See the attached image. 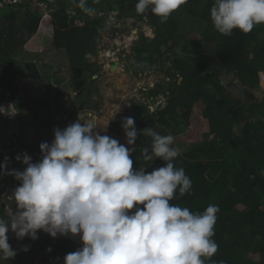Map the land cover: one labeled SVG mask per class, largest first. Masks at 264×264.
<instances>
[{
  "label": "trees",
  "instance_id": "obj_1",
  "mask_svg": "<svg viewBox=\"0 0 264 264\" xmlns=\"http://www.w3.org/2000/svg\"><path fill=\"white\" fill-rule=\"evenodd\" d=\"M39 1L48 5V14L25 4L20 27H17L19 10H12L0 19L3 22L0 27V93L3 97L10 93V100L16 103L25 100L18 85L22 73L17 55L22 49L42 52L52 46L66 50L72 69L84 76V81L93 82L101 67L90 55L95 53L104 34L106 15L119 10L135 11L137 2L87 0L86 6L96 10L90 15L78 7L79 0H76V13L70 18L68 11L53 6L50 0ZM213 3L214 0H188L180 7L204 24L201 37L189 40L181 56L177 54L180 30L174 12L161 23V18L150 8L146 11L147 28H152L155 36L147 37L142 31L138 34L133 49L139 69L135 67L133 71L138 74L139 70H155V55H158L177 65V73L183 79L171 82L164 108L151 113L147 105L132 100L124 112L115 116L111 130L119 136L125 134L122 119L135 118L141 132L132 146L135 149L131 155L133 167H145L151 172L165 166L166 162L161 164L154 156L151 160L144 158L143 149H150L152 142L144 140L143 128L164 127L167 130L185 125L186 137L193 143L172 163L176 168L185 169L192 188L183 197L177 190V198L171 203L201 213L210 204L219 206L212 237L218 244V251L205 264H213V261L217 264L221 261L223 264H264V93L259 92L264 73V24L254 26L249 33L234 29L231 35H222L215 30L210 18ZM102 12L105 14L100 15ZM20 31L27 35L17 36ZM44 39L47 43H43ZM204 42L215 44L214 57L204 53ZM27 65L32 77H36L39 73L36 62ZM232 73L238 76L239 82L225 84L222 74ZM159 87L150 93L158 94L166 88L162 84ZM7 120L20 135L14 117L8 116ZM40 144L23 147L34 162L41 158ZM4 161L5 151L0 148V163ZM7 167L8 172L20 170L16 165L8 164ZM10 176L0 170V185L12 180ZM4 190V187L0 189V216L8 218L9 209H15L16 205L14 200L2 196ZM8 235L17 256L0 264H64L66 254L82 247L79 236L71 234L53 238L41 230L35 240L29 237L19 240L11 230ZM25 245L29 246L27 252L23 250ZM49 247L51 252L47 251Z\"/></svg>",
  "mask_w": 264,
  "mask_h": 264
},
{
  "label": "clouds",
  "instance_id": "obj_2",
  "mask_svg": "<svg viewBox=\"0 0 264 264\" xmlns=\"http://www.w3.org/2000/svg\"><path fill=\"white\" fill-rule=\"evenodd\" d=\"M186 3L137 0L135 11L143 14L150 8L163 23ZM86 5L87 0H79V8L94 14L96 10ZM210 18L222 35L234 29L249 33L264 24V0H214ZM12 106H0V113L14 117ZM121 127L126 144L101 135L94 120L82 122L79 117L63 129L55 128L51 143L40 144L39 160L34 162L26 152L17 155L24 170L8 172L10 158L5 157L0 170L20 183L11 195L16 210L8 218L0 216V262L17 256L9 243L10 230L19 240L38 239L41 230L53 238L79 236L82 247L66 254L64 264H205L217 253L212 237L219 206L210 204L201 213L171 203L177 190L183 197L192 188L185 169L172 163L180 154L172 146L175 138L143 128L144 136L153 137L151 148L143 149L144 158L167 163L151 172L134 169L135 149L130 146L141 131L131 116L122 119ZM23 250L29 251V246Z\"/></svg>",
  "mask_w": 264,
  "mask_h": 264
},
{
  "label": "rangeland",
  "instance_id": "obj_3",
  "mask_svg": "<svg viewBox=\"0 0 264 264\" xmlns=\"http://www.w3.org/2000/svg\"><path fill=\"white\" fill-rule=\"evenodd\" d=\"M24 2L29 5L32 4L31 6L35 9L40 8L42 4L39 0H26ZM26 7L11 3L9 7L0 8V19L12 10H19L17 27H20L24 20ZM174 14L180 30L176 43L177 54L181 56L184 54L183 48L189 40L201 37L204 24L181 8L176 10ZM116 21L118 22L117 19ZM5 23L7 24V22ZM2 25L3 22L0 21V27ZM16 35L23 36L27 33L20 31ZM43 43H47V41L44 39ZM135 44L136 42H134ZM203 51L205 54L214 57L215 44L204 42ZM197 55V53L193 54L195 57ZM17 58L20 60L19 65L22 73L18 85L23 91L25 100L18 103L14 102V109H12L17 111L14 121L20 125V139L25 144L23 147L45 141L51 143L54 139L55 128L63 129L79 117L82 118V122L94 120L101 135H108L116 138L120 143L126 144L125 134L120 136L114 134L111 127L115 116L130 106L135 95L132 93L140 85L136 80L139 77H136L133 71L135 67L139 69L134 58L129 63L126 72L111 70L114 72L112 73L102 69L99 77L93 82L88 79L84 81V76L72 69L66 50H58L52 46L42 52L25 48L19 52ZM91 60L93 61L94 58ZM31 61L37 64L39 73L36 77H32L28 69L27 64ZM108 63L106 60L105 64L108 65ZM222 77L225 84L239 82L238 76L233 73L222 74ZM151 78L154 79V76ZM259 92L264 93V73L261 74ZM186 130L185 125L175 129L164 130V127L154 129L160 135H172L175 138L172 146L178 148L180 154H184L193 143L187 139ZM144 140L153 142V137L145 136ZM157 161L161 164L165 162L159 158ZM2 187L3 185H0V189ZM4 188L9 192L8 188ZM9 213L12 214L13 211ZM15 241L17 242V239Z\"/></svg>",
  "mask_w": 264,
  "mask_h": 264
},
{
  "label": "built area",
  "instance_id": "obj_4",
  "mask_svg": "<svg viewBox=\"0 0 264 264\" xmlns=\"http://www.w3.org/2000/svg\"><path fill=\"white\" fill-rule=\"evenodd\" d=\"M18 1L19 0H11L10 3H18ZM41 7L39 8L40 11L43 10V12H46V10H48V5L45 3H42ZM70 18H72V15H70ZM107 26H109L108 29H106ZM107 26L105 27L102 38L99 39L95 53L91 54L90 58H94L93 62L101 67V71L103 69L112 72L115 70L112 69V66L118 63L116 70L120 69L119 72H126L129 63L133 61L131 57L134 55V42L139 38V32H137L138 28H123L120 27L121 25L117 26L116 18L114 17L111 18ZM134 29H136V32ZM106 60L109 62L108 65L105 64ZM151 76H154V79H152ZM98 77V74L94 75V78ZM136 77H139L136 78V80H138V84L140 85L138 89L132 93L135 94L132 100L144 103L147 105L149 111L154 113L167 105L170 95L168 87L171 85L172 81L179 79L181 76L177 72H168L167 70L160 72L155 69L139 70ZM159 84H162L166 88L161 89L158 94H151L150 92L152 89H160ZM137 97H139V99H137ZM13 104L14 102L10 100V93H7L5 97L0 93V106L8 107ZM12 108L14 109V105ZM7 118L8 116L0 113V148L5 151V157L10 158L8 164L16 165L22 171L26 166L22 162H16L17 160L15 158L17 155L23 156L25 149L22 146L23 142L20 139V135L15 133L14 128L9 124ZM10 177H12V180L5 181L2 184L3 187L8 188L9 192H7V189L4 190L2 196L12 200V192L20 182L16 180L13 175ZM15 210L16 208H11L9 212H14Z\"/></svg>",
  "mask_w": 264,
  "mask_h": 264
},
{
  "label": "water",
  "instance_id": "obj_5",
  "mask_svg": "<svg viewBox=\"0 0 264 264\" xmlns=\"http://www.w3.org/2000/svg\"><path fill=\"white\" fill-rule=\"evenodd\" d=\"M11 1V0H10ZM53 3L55 0H51ZM19 2H22V0H20ZM71 4H72V1L71 0H61L60 4H59V7L62 11H69V8L68 7H71ZM1 5V4H0ZM42 14H44V12H41ZM132 15H134L135 13L134 12H131ZM144 16V21L143 23L146 24L148 23V18L147 16L145 15V13L142 14ZM109 16V15H108ZM152 34H146L147 36H150L152 38H154V30L151 29L150 30ZM155 58H156V69L157 70H161L163 68H167L169 71L171 72H175L177 71V65H175L173 62L169 61V60H166L165 58H163V56H158V55H155ZM117 64L113 65L112 66V69H117ZM183 77L180 78V81H182ZM179 81V82H180Z\"/></svg>",
  "mask_w": 264,
  "mask_h": 264
},
{
  "label": "flooded vegetation",
  "instance_id": "obj_6",
  "mask_svg": "<svg viewBox=\"0 0 264 264\" xmlns=\"http://www.w3.org/2000/svg\"><path fill=\"white\" fill-rule=\"evenodd\" d=\"M6 6L9 7V4L3 3L2 5H0V8H4ZM131 12H134V11H128L127 12V11H121V10H119V14L116 15V17H117L120 25L123 28H130V27L138 28L139 29V33L142 31V32H144L147 35L148 34H152V33H150L151 32L150 30L152 28H147V25L146 24L145 25L144 24H141V20H139L138 18H135V16L132 15ZM107 15H109V14H107ZM132 20H134V21H132ZM133 58L135 59V56L134 55H132L131 59L133 60ZM135 61H136V59H135ZM158 71L163 72V71H166V70L165 69H161V70H158ZM101 72L102 71L100 70V73ZM100 73H96V74H98V76H99Z\"/></svg>",
  "mask_w": 264,
  "mask_h": 264
},
{
  "label": "crops",
  "instance_id": "obj_7",
  "mask_svg": "<svg viewBox=\"0 0 264 264\" xmlns=\"http://www.w3.org/2000/svg\"><path fill=\"white\" fill-rule=\"evenodd\" d=\"M24 1H26V0H22V2H19L18 1V3L19 4H17V6H19L20 4H22ZM51 1V0H50ZM72 1V4H71V7H68L69 8V11H68V13L70 14V15H74V10H75V6H76V0H71ZM11 1H9V0H7V1H4V0H0V4L2 5L3 3H6V4H11L10 3ZM52 2V1H51ZM60 2H61V0H55L54 1V3L52 2V4H53V6H59V4H60ZM26 4H27V2H26ZM32 5V4H31ZM30 5V7H32ZM25 6V2H24V4H23V6H21V7H24ZM33 8V7H32ZM33 9H35V8H33ZM37 10H39V8H37ZM53 9H51V11H52ZM41 12H43V10H41ZM50 12V9H48V10H46V12H44L45 13V15L46 14H48ZM135 12V14H134V16H135V18H138L139 20H141V24H144L143 23V21H144V16L142 15V14H138V13H136V11H134ZM76 13V12H75ZM119 14V11H113V14L111 15V14H109V16L108 15H106L107 16V20H106V26L108 25V22L111 20V18L112 17H114V18H116L117 19V17H116V15H118ZM92 15H94V14H92ZM100 15H104V13L102 12V13H100ZM140 15H142V18H141V16ZM145 15H146V12H145ZM147 16V15H146ZM147 18H148V16H147ZM118 20V19H117ZM148 20H149V18H148ZM132 21H134V20H132ZM119 22V21H118ZM117 21H116V25L117 26H120V23H118ZM145 25V24H144ZM134 31L136 32V29H134ZM137 32H139V29H138V31ZM99 42V41H98ZM97 45H98V43H97ZM63 50V49H62ZM31 51H34V50H31ZM91 56V55H90ZM19 127H20V125H19Z\"/></svg>",
  "mask_w": 264,
  "mask_h": 264
},
{
  "label": "bare ground",
  "instance_id": "obj_8",
  "mask_svg": "<svg viewBox=\"0 0 264 264\" xmlns=\"http://www.w3.org/2000/svg\"><path fill=\"white\" fill-rule=\"evenodd\" d=\"M118 71H120V69H118Z\"/></svg>",
  "mask_w": 264,
  "mask_h": 264
}]
</instances>
